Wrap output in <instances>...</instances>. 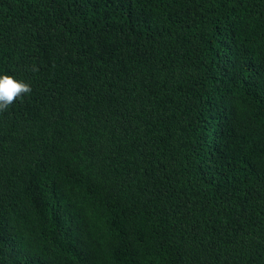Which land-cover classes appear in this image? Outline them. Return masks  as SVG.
I'll return each instance as SVG.
<instances>
[{
    "label": "trees",
    "instance_id": "1",
    "mask_svg": "<svg viewBox=\"0 0 264 264\" xmlns=\"http://www.w3.org/2000/svg\"><path fill=\"white\" fill-rule=\"evenodd\" d=\"M0 264H264V0H0Z\"/></svg>",
    "mask_w": 264,
    "mask_h": 264
},
{
    "label": "clouds",
    "instance_id": "2",
    "mask_svg": "<svg viewBox=\"0 0 264 264\" xmlns=\"http://www.w3.org/2000/svg\"><path fill=\"white\" fill-rule=\"evenodd\" d=\"M31 92V87L11 76H0V111L13 104L18 97Z\"/></svg>",
    "mask_w": 264,
    "mask_h": 264
}]
</instances>
